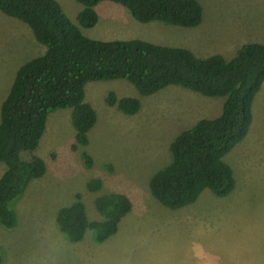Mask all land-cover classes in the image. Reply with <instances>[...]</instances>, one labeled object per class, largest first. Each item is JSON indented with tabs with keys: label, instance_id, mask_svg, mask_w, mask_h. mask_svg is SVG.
<instances>
[{
	"label": "rangeland",
	"instance_id": "1",
	"mask_svg": "<svg viewBox=\"0 0 264 264\" xmlns=\"http://www.w3.org/2000/svg\"><path fill=\"white\" fill-rule=\"evenodd\" d=\"M56 1L93 39H142L185 47L198 57L218 53L226 59L243 44L264 43V0H198L203 19L196 27L141 23L110 0L95 5L94 26L82 27L76 17L83 5ZM44 51L26 23L0 11V105L18 67ZM110 91L118 98H137L140 109L125 114L107 104ZM85 100L97 116L86 146L72 147L70 108L48 115L35 150L46 172L15 203L16 225L0 224L2 264H264V84L253 100L248 133L223 157L233 171L234 189L224 197L204 189L195 202L177 209L152 196L149 179L170 162L173 138L199 119L216 116L224 97L180 85L142 95L129 81L110 79L87 82ZM83 151L93 159L90 168L82 164ZM4 169L0 162V176ZM92 178L102 181L96 193L86 188ZM112 192L126 195L132 204L115 234L96 243L91 230L78 242L60 232L55 222L60 207L80 194L88 218L101 220L93 200Z\"/></svg>",
	"mask_w": 264,
	"mask_h": 264
},
{
	"label": "trees",
	"instance_id": "2",
	"mask_svg": "<svg viewBox=\"0 0 264 264\" xmlns=\"http://www.w3.org/2000/svg\"><path fill=\"white\" fill-rule=\"evenodd\" d=\"M83 5L76 20L92 27L98 20L95 5L103 0H77ZM126 7L141 22L160 21L180 27H196L203 19L198 0H110ZM0 11L26 23L42 55L18 67L0 105V224L13 228L15 203L29 183L46 172L43 158L35 154L45 131L48 115L60 108L71 109L75 142L86 146L96 122V111L85 100L89 81L125 79L142 95L168 85H180L211 97H224L212 118H202L180 131L169 144L170 162L149 179L152 196L162 205L177 209L197 200L204 189L224 197L235 186L231 167L223 160L248 133L253 119L252 104L264 83V43L241 45L230 58L221 54L196 56L190 49L142 39L99 40L85 36L56 0H0ZM106 103L125 114L140 109L135 97L118 98L113 91ZM85 168L92 157L80 153ZM108 170L111 165L107 164ZM102 181L92 178L86 188L96 193ZM95 209L103 216L90 220L80 194L57 210L55 222L70 242H78L87 230L101 243L115 234L120 220L130 212L131 201L122 193L97 194ZM3 254L0 248V264Z\"/></svg>",
	"mask_w": 264,
	"mask_h": 264
},
{
	"label": "crops",
	"instance_id": "3",
	"mask_svg": "<svg viewBox=\"0 0 264 264\" xmlns=\"http://www.w3.org/2000/svg\"><path fill=\"white\" fill-rule=\"evenodd\" d=\"M264 84V83H263ZM262 87V86H261Z\"/></svg>",
	"mask_w": 264,
	"mask_h": 264
}]
</instances>
